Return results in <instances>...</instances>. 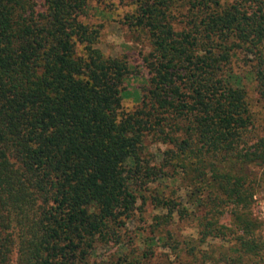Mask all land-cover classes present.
Masks as SVG:
<instances>
[{
    "label": "trees",
    "instance_id": "1",
    "mask_svg": "<svg viewBox=\"0 0 264 264\" xmlns=\"http://www.w3.org/2000/svg\"><path fill=\"white\" fill-rule=\"evenodd\" d=\"M87 6L42 0L34 11L30 0H0V264H10L14 225L27 264H87L95 239L115 233L111 223L135 207L138 175L126 166L139 160L152 113L187 121L183 138L169 136L183 167L232 149L247 124L243 91L222 65L229 36L264 42L260 5L247 13L220 0L192 2L193 34L174 29L168 0H139L127 23L147 33L150 77L133 113L121 102L127 63L95 47L99 30L80 19ZM214 180L230 202L242 199L227 172Z\"/></svg>",
    "mask_w": 264,
    "mask_h": 264
},
{
    "label": "rangeland",
    "instance_id": "2",
    "mask_svg": "<svg viewBox=\"0 0 264 264\" xmlns=\"http://www.w3.org/2000/svg\"><path fill=\"white\" fill-rule=\"evenodd\" d=\"M199 1L168 0L169 18L176 31L195 30L190 21L198 10L191 3ZM259 1L220 0L221 7L235 4L247 13L259 5L264 11ZM138 2L88 0L80 16L99 30L95 47L105 56L126 61L121 102L122 110L131 113L142 108L150 77L144 62L151 49L147 33L127 23ZM41 3L30 0L34 11L42 8ZM212 9L219 7L212 5ZM253 41L229 36L225 43L229 58L222 72L229 85L242 89L249 116L233 148L217 154L207 152L202 157L205 163L195 157L196 163L183 167L169 136L183 138L187 121L173 113H152V126L145 120L149 127L139 160L126 166L127 174L138 175L134 180L135 207L128 218L111 223L115 233L105 232L95 239L87 264H264V42ZM76 48L80 52L81 44ZM135 162L140 165L138 174ZM212 168L227 172L230 181L239 184V202L229 201L214 180L219 172L215 174ZM234 212L240 215L238 224ZM11 233L8 262L27 264L19 228L14 225Z\"/></svg>",
    "mask_w": 264,
    "mask_h": 264
}]
</instances>
